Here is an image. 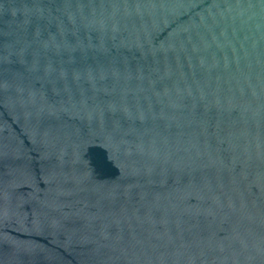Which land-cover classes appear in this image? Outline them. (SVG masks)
I'll return each instance as SVG.
<instances>
[{
  "label": "water",
  "instance_id": "95a60500",
  "mask_svg": "<svg viewBox=\"0 0 264 264\" xmlns=\"http://www.w3.org/2000/svg\"><path fill=\"white\" fill-rule=\"evenodd\" d=\"M0 264H264V0H0Z\"/></svg>",
  "mask_w": 264,
  "mask_h": 264
}]
</instances>
